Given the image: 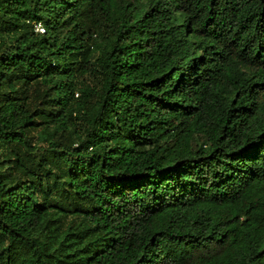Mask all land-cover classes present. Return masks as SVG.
<instances>
[{
    "label": "trees",
    "instance_id": "obj_1",
    "mask_svg": "<svg viewBox=\"0 0 264 264\" xmlns=\"http://www.w3.org/2000/svg\"><path fill=\"white\" fill-rule=\"evenodd\" d=\"M0 264H264V0H0Z\"/></svg>",
    "mask_w": 264,
    "mask_h": 264
},
{
    "label": "built area",
    "instance_id": "obj_2",
    "mask_svg": "<svg viewBox=\"0 0 264 264\" xmlns=\"http://www.w3.org/2000/svg\"><path fill=\"white\" fill-rule=\"evenodd\" d=\"M35 30L37 31H43V27L40 23L35 24Z\"/></svg>",
    "mask_w": 264,
    "mask_h": 264
},
{
    "label": "rangeland",
    "instance_id": "obj_3",
    "mask_svg": "<svg viewBox=\"0 0 264 264\" xmlns=\"http://www.w3.org/2000/svg\"><path fill=\"white\" fill-rule=\"evenodd\" d=\"M37 136H38V140L41 141V138L43 137V135L41 133H38Z\"/></svg>",
    "mask_w": 264,
    "mask_h": 264
}]
</instances>
